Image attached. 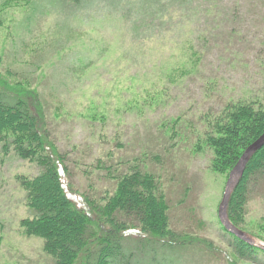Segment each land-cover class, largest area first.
Here are the masks:
<instances>
[{
  "label": "rangeland",
  "instance_id": "rangeland-1",
  "mask_svg": "<svg viewBox=\"0 0 264 264\" xmlns=\"http://www.w3.org/2000/svg\"><path fill=\"white\" fill-rule=\"evenodd\" d=\"M141 1L0 0V92L40 110L81 194L102 203L124 166L153 170L170 228L226 252L180 250V264H264L260 251L255 263L228 244L217 211L229 172L212 169L202 119L228 101L264 105V0H190L158 12ZM8 151L0 144V264H53L21 225L33 212L20 178L40 168ZM245 221L264 242L263 187L251 191Z\"/></svg>",
  "mask_w": 264,
  "mask_h": 264
},
{
  "label": "trees",
  "instance_id": "trees-1",
  "mask_svg": "<svg viewBox=\"0 0 264 264\" xmlns=\"http://www.w3.org/2000/svg\"><path fill=\"white\" fill-rule=\"evenodd\" d=\"M54 1L77 7L99 0ZM152 1L160 6L156 12L181 2L191 5L190 0H142L140 4L145 7ZM12 97L0 92V144L4 153L12 148L18 157L40 168L35 176L20 178L26 205L33 212L21 225L26 234L43 239V250L53 264H180L179 251L198 246L218 256L226 254L204 237L170 228L168 200L157 175L143 164L119 170L113 193L103 196L102 203L81 194L71 180L65 154L49 140L40 110L33 111L27 100ZM202 119L207 126L203 142L213 152L212 169L225 174L264 131V105L256 99L228 101L216 114ZM255 187L264 189V146L249 159L228 204L231 222L242 230L248 229L246 208ZM231 237L228 244L236 257L257 263L255 252L264 256V251Z\"/></svg>",
  "mask_w": 264,
  "mask_h": 264
},
{
  "label": "water",
  "instance_id": "water-1",
  "mask_svg": "<svg viewBox=\"0 0 264 264\" xmlns=\"http://www.w3.org/2000/svg\"><path fill=\"white\" fill-rule=\"evenodd\" d=\"M263 146H264V131L257 139H255L250 145L246 147V149L243 151L236 164L229 171L228 179L226 181L222 198L219 203L218 211H217L218 219L225 231H227L228 233H230L240 241L246 243L247 245L256 247L262 251H264V242L254 238L253 236L246 233L244 230L238 228L231 222L228 216V204L232 192L234 191V189L236 188V186L238 185V183L240 182L243 176V173L245 171L249 159Z\"/></svg>",
  "mask_w": 264,
  "mask_h": 264
}]
</instances>
